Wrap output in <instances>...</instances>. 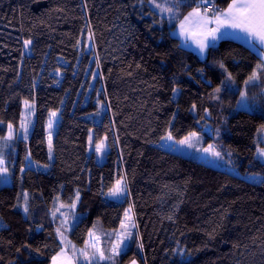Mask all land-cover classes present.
I'll use <instances>...</instances> for the list:
<instances>
[{
    "label": "trees",
    "instance_id": "obj_1",
    "mask_svg": "<svg viewBox=\"0 0 264 264\" xmlns=\"http://www.w3.org/2000/svg\"><path fill=\"white\" fill-rule=\"evenodd\" d=\"M229 2L215 0L216 11ZM196 7L0 0V138L19 126L26 101L36 106L30 134L4 153L12 184L0 187V264H52L63 247L85 264L90 231L107 252L108 234L118 233L128 208L136 227L126 251L89 264H264L262 58L231 39L211 46L205 59L183 48L172 32ZM242 94L251 110L237 109ZM52 112L61 118L53 160ZM92 132L97 142L109 139L103 164L89 153ZM190 133L219 135L243 176L156 146L168 134ZM119 178L128 191L122 202L107 197ZM77 198L78 221L64 243L59 206Z\"/></svg>",
    "mask_w": 264,
    "mask_h": 264
},
{
    "label": "rangeland",
    "instance_id": "obj_2",
    "mask_svg": "<svg viewBox=\"0 0 264 264\" xmlns=\"http://www.w3.org/2000/svg\"><path fill=\"white\" fill-rule=\"evenodd\" d=\"M89 49L92 48V42L88 41ZM244 96V94H242ZM241 95V97H242ZM245 99L240 98V103L237 106V109H246L251 110L250 106ZM52 113H56L55 117H52ZM50 118L52 119V127L49 128V122L47 125V142L49 145V135H51V150L49 148V157L51 160L54 159V138L58 129V125L60 124V112H52ZM36 118V106L34 103L27 102L24 103L23 111L21 115V120L18 127H14L13 125L8 126L7 136L5 138H0V160L4 163L2 167L6 168V172H0V187L12 184V176L10 175V170L7 164V161L4 157V153L9 150L11 142L16 138H26L33 129L34 121ZM205 134H209L210 136L213 134V128L211 126L206 125L203 129ZM197 136L193 137L190 143L193 145L189 147L188 144H181L179 141L183 139H176L173 136L172 139H168V135H166L156 146L161 147L167 151L172 153L182 155L191 159H195L199 162H203L206 165L226 170L231 173H234L239 176H243L240 174L238 169L232 164V151L224 148L223 141L219 140V135L216 140H209L208 136L202 133H196ZM188 137V136H187ZM264 137V136H263ZM102 145L101 151H96V145ZM211 146V151H205V149H209ZM110 150L109 139L107 137L103 138L101 141H95L94 134L92 132L91 139L89 142V153L95 155V159L99 164H103L107 160V155ZM260 150V149H259ZM259 150L257 152V158L264 162V156L259 155ZM212 151L219 152L220 157H216L212 154ZM249 180L260 181L262 178L259 175H244ZM121 182L122 187L124 188V193L118 196H112L108 193V198L114 201L122 202L125 200L128 195L126 183L124 179L119 178L116 180ZM116 185V184H115ZM77 204L78 198L71 205L67 206H59V214H60V236L64 243L70 240V232L73 229V226L78 221V213H77ZM127 214V215H126ZM135 220L133 211L131 208L126 210L122 227L118 230L117 234L109 233L108 240L110 243L109 250L105 252L103 250L104 240L103 238L96 232V230H91L84 248L82 249V261L85 264L89 263H108L113 261V256L122 255L126 249L128 242H130L134 231H135ZM130 234V235H129ZM65 249V248H63ZM62 250V249H61ZM67 250V249H66ZM68 251V250H67ZM61 252V251H60ZM58 253L52 260V264H73L72 261H69V257L66 256L64 251ZM95 253V255H94ZM103 254V258H100V254ZM112 253V254H111ZM112 255V256H111Z\"/></svg>",
    "mask_w": 264,
    "mask_h": 264
},
{
    "label": "crops",
    "instance_id": "obj_3",
    "mask_svg": "<svg viewBox=\"0 0 264 264\" xmlns=\"http://www.w3.org/2000/svg\"><path fill=\"white\" fill-rule=\"evenodd\" d=\"M186 1H197L200 7L190 10L181 18L176 20L177 23L172 34L179 40L183 48L194 52L199 58L205 59L207 51L211 46L218 44L222 40L231 39L255 50L262 58V64L264 67V44H261L258 39L253 38L251 35L239 28L225 27L223 25L219 27V31L214 33L216 37L215 39H213V35L209 33V30L217 28L214 17L219 15L220 12H226L233 0H231V2H229L221 11H216V6H214L215 0H207V3H205V0ZM208 5H210V7L206 8ZM197 9L199 10L201 17H205L211 22L203 24L200 18L190 16V14ZM201 40H206L208 44V46L204 49H201L199 46L198 41ZM62 251H64V253H66L65 255L69 257L70 260H68V262L72 261L73 264H77L75 258L69 253V251L66 250V248L62 249L61 252ZM133 262H135V264H140L137 261H132L130 264H133Z\"/></svg>",
    "mask_w": 264,
    "mask_h": 264
},
{
    "label": "snow or ice",
    "instance_id": "obj_4",
    "mask_svg": "<svg viewBox=\"0 0 264 264\" xmlns=\"http://www.w3.org/2000/svg\"><path fill=\"white\" fill-rule=\"evenodd\" d=\"M207 3V0H205ZM158 8H161V11H171L170 8L162 7L161 5H156ZM190 16H196L201 19L203 24L210 23L211 21L205 17L200 16L199 10H194ZM217 28L209 30V33L213 35V39H215L214 33L219 31V27L221 25L225 27L231 28H239L242 31L248 33L253 38L258 39L261 44H264V0H233V2L229 5L226 12H220L219 15L214 17ZM183 27V25H182ZM26 43H30L27 41ZM201 49H204L208 46L206 40L198 41ZM223 67V65H221ZM257 79V75L253 73L252 76L249 77V81H253ZM217 92L220 89L216 90ZM244 99V96L241 97ZM27 105V101L25 102ZM195 107V106H193ZM56 113H52V117H55ZM52 127V119H49V128ZM196 133H190L188 137H185L184 140L179 141L181 144H188L189 147L193 145L190 143L193 137H196ZM168 139H172L171 134L168 135ZM49 148L51 150V135H49ZM102 145H96V151L100 152ZM205 151H211V146L209 149H205ZM212 154L216 157H220L219 152L212 151ZM259 155L264 156V149L259 150ZM3 161L0 160V172H6L7 169L2 167ZM124 193V188L121 185L120 181H117L116 185L110 190V195L118 196ZM24 211L27 212V207L24 208ZM127 215V214H126ZM130 235V234H129ZM95 255V253H94ZM100 258H103V254H100ZM135 264V262H133Z\"/></svg>",
    "mask_w": 264,
    "mask_h": 264
}]
</instances>
